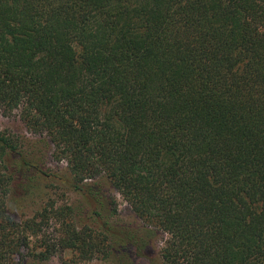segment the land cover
Wrapping results in <instances>:
<instances>
[{"label":"trees","instance_id":"1","mask_svg":"<svg viewBox=\"0 0 264 264\" xmlns=\"http://www.w3.org/2000/svg\"><path fill=\"white\" fill-rule=\"evenodd\" d=\"M0 114L50 145L97 231L69 207L51 243L48 208L14 219L10 194L52 176L0 131V264H156L161 234L163 264H264V0H0Z\"/></svg>","mask_w":264,"mask_h":264},{"label":"rangeland","instance_id":"2","mask_svg":"<svg viewBox=\"0 0 264 264\" xmlns=\"http://www.w3.org/2000/svg\"><path fill=\"white\" fill-rule=\"evenodd\" d=\"M0 131L16 138L23 150L27 154L35 156L37 159L39 158L44 170L52 176L41 178V189L37 193L35 192V194L23 192L21 189L17 190L18 193L12 192L10 194V212H12L11 214L14 219L22 221L36 217V220L39 221L40 217L37 218V216L43 212L44 208H48L47 216L50 219L46 233L51 243L60 236L61 231L60 223H58L57 219L53 218V211L57 210L61 212V208L65 209L69 207L72 213L71 217L73 216L72 219L76 221V225L83 226L88 230L87 233L91 232V235L96 237L97 231L92 229L93 223L92 219L89 218L90 213L86 203L80 195L71 189L65 164L53 160L50 145L44 139L29 133L21 122H19L16 115L6 117L0 114ZM98 183H100L99 187H101L105 198L108 202L112 203L111 208L113 209L114 215L110 221L123 228L141 233L144 228L143 224L134 215L129 205L117 191L106 180H99ZM62 219L63 221H68L65 215L60 220ZM166 238L167 236L165 234H161L151 239L149 248L151 250L148 251V257L156 264H163L159 256V251ZM72 257L73 252L70 250L58 251L46 261L26 259L23 264H64L65 261L70 260ZM84 264L115 263L111 259H105L102 254H98L91 261L85 262Z\"/></svg>","mask_w":264,"mask_h":264}]
</instances>
